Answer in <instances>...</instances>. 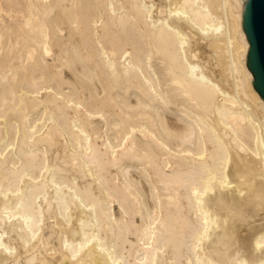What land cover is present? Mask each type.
<instances>
[{"label": "bare ground", "instance_id": "bare-ground-1", "mask_svg": "<svg viewBox=\"0 0 264 264\" xmlns=\"http://www.w3.org/2000/svg\"><path fill=\"white\" fill-rule=\"evenodd\" d=\"M242 4L0 0V264H264Z\"/></svg>", "mask_w": 264, "mask_h": 264}, {"label": "water", "instance_id": "water-1", "mask_svg": "<svg viewBox=\"0 0 264 264\" xmlns=\"http://www.w3.org/2000/svg\"><path fill=\"white\" fill-rule=\"evenodd\" d=\"M242 29L249 47L245 64L252 85L264 101V0H242Z\"/></svg>", "mask_w": 264, "mask_h": 264}]
</instances>
